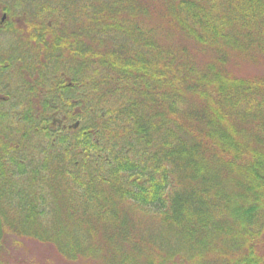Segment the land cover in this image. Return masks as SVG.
<instances>
[{"label": "trees", "instance_id": "1", "mask_svg": "<svg viewBox=\"0 0 264 264\" xmlns=\"http://www.w3.org/2000/svg\"><path fill=\"white\" fill-rule=\"evenodd\" d=\"M264 0H0V264H264ZM76 262V263H75Z\"/></svg>", "mask_w": 264, "mask_h": 264}, {"label": "rangeland", "instance_id": "2", "mask_svg": "<svg viewBox=\"0 0 264 264\" xmlns=\"http://www.w3.org/2000/svg\"><path fill=\"white\" fill-rule=\"evenodd\" d=\"M241 67L246 73L264 69V65L253 62H245L241 64ZM3 253L4 259L10 264H66L58 260L60 258L55 255L57 254L56 250L54 251L47 244L40 243L31 237L19 239L9 237Z\"/></svg>", "mask_w": 264, "mask_h": 264}, {"label": "water", "instance_id": "3", "mask_svg": "<svg viewBox=\"0 0 264 264\" xmlns=\"http://www.w3.org/2000/svg\"><path fill=\"white\" fill-rule=\"evenodd\" d=\"M2 235H3V227H2V219L0 216V238L2 237Z\"/></svg>", "mask_w": 264, "mask_h": 264}]
</instances>
